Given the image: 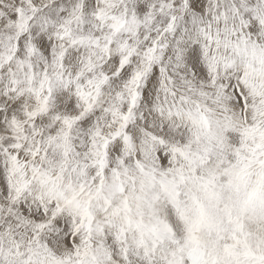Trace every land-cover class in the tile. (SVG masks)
Here are the masks:
<instances>
[{
  "label": "snow or ice",
  "instance_id": "6c2138e0",
  "mask_svg": "<svg viewBox=\"0 0 264 264\" xmlns=\"http://www.w3.org/2000/svg\"><path fill=\"white\" fill-rule=\"evenodd\" d=\"M0 264H264V0H0Z\"/></svg>",
  "mask_w": 264,
  "mask_h": 264
}]
</instances>
